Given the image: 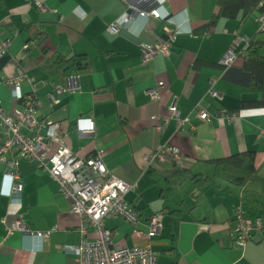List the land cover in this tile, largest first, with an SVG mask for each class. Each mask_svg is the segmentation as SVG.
<instances>
[{
	"label": "crops",
	"instance_id": "obj_1",
	"mask_svg": "<svg viewBox=\"0 0 264 264\" xmlns=\"http://www.w3.org/2000/svg\"><path fill=\"white\" fill-rule=\"evenodd\" d=\"M0 0V42L11 40L0 57V98L6 109L19 104L6 79L23 68L38 87L40 117L58 121L68 146L78 155L103 151L107 169L134 184L127 194L139 212L140 229L146 231L150 216L164 213L162 232L153 238L157 264H264V228L244 246L234 243L236 211L264 220V186L251 182L237 186L226 177H215L199 185L193 175L212 174L207 161L253 151L255 164L264 180V108L237 109L243 100L261 98L251 91V74L244 69L248 48L235 38L259 32V11L243 19L220 15L218 0ZM159 9L164 18L139 12ZM130 17L126 22L125 19ZM127 21V20H126ZM117 24L113 34L109 25ZM178 32L169 56L142 60V46L154 45L165 36L166 27ZM201 30H204L201 32ZM238 56L225 66L229 49ZM83 55L87 69L75 74L77 86L61 95L53 105L48 95L66 78L43 69L58 56ZM211 80L222 95H207ZM162 81L161 98L149 90ZM29 95L28 80L22 82ZM181 117H190L178 128L170 106ZM198 107H206L210 120H202ZM153 115L168 118L160 132ZM89 121L95 124L88 130ZM7 134L0 124V145ZM176 146L182 158L166 155L148 163L146 156L160 146ZM6 157L19 160L21 193L9 194V167L0 163V264H75L66 249L78 245L80 217L61 192L59 182L35 164L19 158L16 150ZM186 171L180 175L176 172ZM20 219L30 230H10ZM105 225L113 231L117 245H144L134 236V226L120 217ZM53 230L39 237L37 232ZM94 239V229L89 234Z\"/></svg>",
	"mask_w": 264,
	"mask_h": 264
},
{
	"label": "built area",
	"instance_id": "obj_2",
	"mask_svg": "<svg viewBox=\"0 0 264 264\" xmlns=\"http://www.w3.org/2000/svg\"><path fill=\"white\" fill-rule=\"evenodd\" d=\"M42 10L46 5L42 0H34ZM264 6V0L260 4ZM142 17L149 15L154 18H164L160 10L150 12L140 11ZM127 20V21H126ZM130 17L122 22L123 25ZM259 29L264 31V9L256 17ZM119 26L115 23L109 25V31L117 33ZM165 36L159 38L154 45L142 46L143 62L152 61L157 55L169 56L176 41L178 32L166 27ZM236 44L243 42L246 47L250 46L251 39L248 36H237ZM11 46V40L0 42V57ZM238 53L229 49L224 55L222 62L225 66L234 63ZM28 80L31 86L29 95H24L22 82ZM12 88L13 97L19 100V104L6 109L0 98V124L3 126L7 137L0 145V163L9 167L5 177L9 180V194L21 193L23 185L18 182L19 160L6 157V153L16 150L19 158L35 164L38 168L48 171L60 184L61 192L70 202L72 212L80 217L79 232L82 240L78 245L68 246L66 249L75 256V264H157V253L153 249L152 240L159 235L164 226V213L156 212L149 217L147 230L140 229L139 212L128 200L127 194L135 185L130 184L112 174L103 161V151L97 150L87 156H81L72 151L61 134V125L58 121L40 117L42 106L37 96L38 87L33 77H29L23 68H20L15 77L5 80ZM207 95L211 98H221L222 95L214 88V81ZM163 82L149 90L150 96L159 100L161 94L159 87ZM77 86L76 76L66 78V84L55 85L48 97L53 105H60L61 95ZM172 116L177 122L178 128H185L190 123V117H181L180 111L175 104L170 106ZM197 114L202 120H210L211 114L206 107H198ZM152 120L157 121L155 132H160L164 122L168 118L153 115ZM95 124L89 121L88 130H94ZM166 155H172L176 160L182 158L179 148L176 146H160L152 150L147 156L148 163L163 160ZM110 217H120L134 226V236L137 239L146 240L144 245H117L113 240V231L106 227L105 220ZM237 226L234 231V243L244 246L253 234L261 232L264 228L262 217L251 219L242 210L238 209L235 216ZM94 229L96 237L89 239L91 230ZM10 230H30L20 219H16ZM53 230L37 232L36 236L44 237Z\"/></svg>",
	"mask_w": 264,
	"mask_h": 264
},
{
	"label": "trees",
	"instance_id": "obj_3",
	"mask_svg": "<svg viewBox=\"0 0 264 264\" xmlns=\"http://www.w3.org/2000/svg\"><path fill=\"white\" fill-rule=\"evenodd\" d=\"M263 0H218L220 13L215 14L209 23L214 24L220 15L234 18L242 12L243 19L252 16L256 11H262ZM204 30H201L203 32ZM87 58L75 55L71 58L58 56L53 61H47L42 67L52 76L68 77L87 69ZM244 69L251 74V91L261 94L255 100H243L237 109L264 108V32H259L250 42L247 55L244 58ZM214 166L212 174L205 176L193 175L199 185H205L215 177H226L237 186H245L251 182H259L264 186L260 169L255 164V153L244 151L228 157L215 158L207 161ZM186 171L176 172V175Z\"/></svg>",
	"mask_w": 264,
	"mask_h": 264
}]
</instances>
